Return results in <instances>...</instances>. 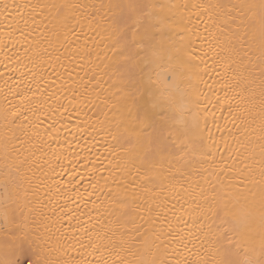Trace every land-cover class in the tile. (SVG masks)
<instances>
[{"label":"snow or ice","instance_id":"1","mask_svg":"<svg viewBox=\"0 0 264 264\" xmlns=\"http://www.w3.org/2000/svg\"><path fill=\"white\" fill-rule=\"evenodd\" d=\"M0 65V264H264V0H0Z\"/></svg>","mask_w":264,"mask_h":264},{"label":"bare ground","instance_id":"2","mask_svg":"<svg viewBox=\"0 0 264 264\" xmlns=\"http://www.w3.org/2000/svg\"><path fill=\"white\" fill-rule=\"evenodd\" d=\"M4 71V67L3 65H0V72ZM65 103H67V101H65ZM75 116H73V122H75ZM49 123V121L45 120V124L44 126H46L47 124ZM69 127H71V125H69ZM63 132V130H62ZM81 143H83V141H81ZM73 146L76 147V144H75V141H73ZM77 150H79V148H77ZM94 151H96L97 153H99V151H102V149H100L98 146L94 149ZM81 163H83V161H81ZM68 167H71L70 165H68ZM57 172H59V169H57ZM67 178V176L65 175V179ZM56 179H60V176H57ZM82 207V206H81ZM83 219H87L86 217L83 218ZM29 255V254H28ZM27 255V256H28ZM31 255V254H30ZM72 255H75V253H72ZM26 256V255H24ZM24 256H21L24 257ZM20 258V259H21ZM31 258H32V264H35V260L36 258L34 256L31 255ZM30 262H25V263H22V261L20 260V264H29Z\"/></svg>","mask_w":264,"mask_h":264},{"label":"rangeland","instance_id":"3","mask_svg":"<svg viewBox=\"0 0 264 264\" xmlns=\"http://www.w3.org/2000/svg\"><path fill=\"white\" fill-rule=\"evenodd\" d=\"M22 261V263H25V262H30L29 264H32V258H31V255L29 254L28 256H24L20 259Z\"/></svg>","mask_w":264,"mask_h":264}]
</instances>
